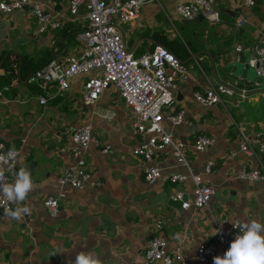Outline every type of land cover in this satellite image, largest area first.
<instances>
[{"label":"crops","instance_id":"obj_1","mask_svg":"<svg viewBox=\"0 0 264 264\" xmlns=\"http://www.w3.org/2000/svg\"><path fill=\"white\" fill-rule=\"evenodd\" d=\"M39 1L51 11L67 12L66 1ZM240 2L215 0L219 19L210 21L200 17L202 13L182 17L175 11L176 0L154 1L143 5L132 23L119 24L126 47L134 55L152 50L162 38L187 69L186 80L176 75L174 101L168 107L173 112L182 109L185 120L171 125L163 119L162 124L187 143L184 151L194 172L203 173L208 159L214 160L212 171L203 175L214 192L209 204L200 209L168 203L177 190L191 196L189 178L178 183L145 179L146 164L160 167L164 174L187 173L188 168L176 160L169 145L155 150L149 161L132 152L147 133L132 132V111L114 86L87 105L80 98L84 74L73 76L64 90L29 81L34 69L23 70L25 76L14 81L22 57L44 64L78 54L76 33L85 24L83 10L75 20L66 19L58 28L43 32L30 5L0 12V142L20 150L5 182H12L20 167L29 169L34 181L26 200L9 207H28L29 214L14 219L0 212V264H70L79 252L90 250L102 264H144L147 241L157 234L166 239L168 251L182 247L188 264H214V259H196L195 249L212 238L216 219L264 223V179L236 175L241 167H264V152L256 143L253 155L238 150L236 127L242 123L252 139L258 131L264 136V76H257L248 63L264 31V0L252 6ZM215 84L230 86L232 94L210 105L195 100L196 91ZM40 96L47 97L46 103L39 102ZM85 124L99 138L97 145L85 150L86 170L99 183L60 185L59 175L74 162L69 129ZM198 134L213 138L203 151L191 145ZM104 145L110 146L107 151ZM59 191L64 193L60 209L51 215L43 198Z\"/></svg>","mask_w":264,"mask_h":264},{"label":"built area","instance_id":"obj_2","mask_svg":"<svg viewBox=\"0 0 264 264\" xmlns=\"http://www.w3.org/2000/svg\"><path fill=\"white\" fill-rule=\"evenodd\" d=\"M66 1L67 12L51 11L46 9L39 0H0V12H10L30 5L38 23V30H54L62 25L66 19L75 20L83 10L84 26L76 33L79 42V52L67 54L63 61L49 59L40 67L35 68L28 76L29 81H37L41 84H54L58 90L66 89L70 79L78 74L86 75L80 91V98L84 104H92L100 97L101 93L109 86H114L125 104L133 114V133H147L146 139L139 141L132 152L144 161L152 159L155 150L169 145L176 160L187 166V173L174 172L163 173L161 168L152 164L144 166V177L149 181L158 178L173 183L183 182L188 178L193 182L191 196L182 190H177L170 198L181 201V207L188 209H200L209 204L214 192V186L205 179L204 174H209L214 165L213 159H208L203 173L194 172L185 155L186 142L174 137L171 131L166 129L162 120L167 119L171 125L184 121L182 109L172 112L168 107L174 101V89L176 87V75L182 81L188 77L187 69L173 52L162 44L157 43L152 50L134 55L126 47L119 24L132 23L141 7L147 3L160 0H62ZM215 0H176L175 11L185 18H194L202 13L210 21H217L218 14L213 9ZM257 0H241V6H252ZM54 39L52 40V42ZM239 48V45H238ZM257 76H264V31L261 33L254 52L248 60ZM170 69L171 72H168ZM14 81L18 80V68L15 69ZM233 89L228 85L215 84L196 91L195 100L203 105L223 102V95L232 94ZM47 97L40 96L39 102L46 103ZM239 136V151L246 155L254 154V143L260 151L264 152V136L262 132H255L253 139L246 131L242 123L236 125ZM73 146L70 153L74 160L64 172L59 175L57 181L60 185L69 183L76 187H82L89 181L90 184L99 183L91 179L86 170L85 150L89 145H97L99 138L92 133L88 124L71 127L69 129ZM213 143V138L198 134L191 145L196 151L205 150ZM109 145H104L107 151ZM0 142V154H5L9 149ZM15 148V147H14ZM19 153V148H15ZM234 154V152H231ZM143 162V161H142ZM263 169V170H262ZM241 167L237 171V177L259 180L264 179V167ZM8 179L7 175L5 181ZM64 193H48L43 198V204L47 211L54 215L60 209V199ZM10 202L0 195V212L10 207ZM238 224L240 221L234 219ZM162 222L156 221V227L160 228ZM216 235L211 239L200 242L195 249V258L201 261H211L220 252L222 255L229 249L231 242L239 233L232 220L227 217L215 220ZM75 259L70 263L74 264ZM188 264V257L182 247L171 251L166 249V239L161 235H152L147 241L143 253V263L153 264Z\"/></svg>","mask_w":264,"mask_h":264},{"label":"clouds","instance_id":"obj_3","mask_svg":"<svg viewBox=\"0 0 264 264\" xmlns=\"http://www.w3.org/2000/svg\"><path fill=\"white\" fill-rule=\"evenodd\" d=\"M18 156L19 153L14 147L5 154H0V195L13 204L25 201L34 188L32 174L25 167H20L14 173L12 182H5L6 173L12 171L18 162ZM29 213L28 207H17L14 210L7 209L5 214L14 219H21L22 214ZM232 223L236 229L239 228V233L226 253L214 257V264H264V223L258 220H250L242 224L232 220ZM213 235L216 233L213 232ZM74 264H102V261L90 250L79 252Z\"/></svg>","mask_w":264,"mask_h":264},{"label":"trees","instance_id":"obj_4","mask_svg":"<svg viewBox=\"0 0 264 264\" xmlns=\"http://www.w3.org/2000/svg\"><path fill=\"white\" fill-rule=\"evenodd\" d=\"M158 43L159 44H162L163 46H165L167 49H169L171 52H173L168 46H167V42L166 41H164V39H162V38H160V41H158ZM176 56H177V54L175 53V52H173ZM178 57V56H177ZM179 58V57H178ZM22 62H23V65H21V63L19 64V63H17L16 64V66H18L17 68H18V77H20V79H22L21 77H24L25 76V72L26 71H24L23 72V70H29V71H31V70H33V69H35V68H37V67H40L41 65H43V64H39V63H37V64H34L33 63V61L32 60H29V58H27V57H22ZM180 59V58H179ZM11 69H12V67H11ZM23 74V75H22Z\"/></svg>","mask_w":264,"mask_h":264},{"label":"water","instance_id":"obj_5","mask_svg":"<svg viewBox=\"0 0 264 264\" xmlns=\"http://www.w3.org/2000/svg\"><path fill=\"white\" fill-rule=\"evenodd\" d=\"M213 8H214V10L217 11L216 7H213ZM199 16L200 17H203L202 14H199ZM122 37H123V35H122ZM205 52L208 53L207 51H205ZM168 203H170V204H172V205H174V206H176L178 208L181 207V201L180 200H174V199L170 198L169 201H168Z\"/></svg>","mask_w":264,"mask_h":264},{"label":"rangeland","instance_id":"obj_6","mask_svg":"<svg viewBox=\"0 0 264 264\" xmlns=\"http://www.w3.org/2000/svg\"><path fill=\"white\" fill-rule=\"evenodd\" d=\"M181 23L180 24H177V29H178V32H181ZM174 33H175V35H177V36H180L178 33H177V31L176 30H174ZM86 77V75H84V78ZM83 78V79H84ZM177 81V80H176ZM171 111V110H170ZM173 112V111H172Z\"/></svg>","mask_w":264,"mask_h":264}]
</instances>
